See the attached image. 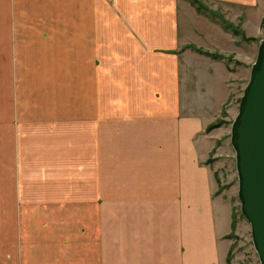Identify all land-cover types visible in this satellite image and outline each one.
Instances as JSON below:
<instances>
[{
  "label": "crops",
  "instance_id": "obj_1",
  "mask_svg": "<svg viewBox=\"0 0 264 264\" xmlns=\"http://www.w3.org/2000/svg\"><path fill=\"white\" fill-rule=\"evenodd\" d=\"M197 1L0 0V264H227L235 70L193 47L247 63L264 0Z\"/></svg>",
  "mask_w": 264,
  "mask_h": 264
},
{
  "label": "water",
  "instance_id": "obj_2",
  "mask_svg": "<svg viewBox=\"0 0 264 264\" xmlns=\"http://www.w3.org/2000/svg\"><path fill=\"white\" fill-rule=\"evenodd\" d=\"M241 212L251 225L252 239L264 264V38L232 124Z\"/></svg>",
  "mask_w": 264,
  "mask_h": 264
},
{
  "label": "rangeland",
  "instance_id": "obj_3",
  "mask_svg": "<svg viewBox=\"0 0 264 264\" xmlns=\"http://www.w3.org/2000/svg\"><path fill=\"white\" fill-rule=\"evenodd\" d=\"M249 33L251 34L254 32L249 31ZM263 38L264 33L259 40L253 43L244 42L243 48L246 51L245 54H247L245 58L247 59V63L238 65L232 60L230 62L226 61L227 65L233 67L235 70V75L232 77V82L235 83V85H233L232 91L234 95L236 94L237 98L232 97L233 101L230 106H228V113H226V116L222 117L226 122L220 119L225 122V125L220 127L222 130L215 135L216 137H214L213 140L215 141L221 138V147H219V149L215 151L216 153H213V156L208 160L213 170L214 187L217 189L218 194H220V196L222 195L224 200L231 204L234 211V219L236 220L234 234L228 238L232 250L227 264H261L253 245L251 225L241 212V204L238 197L239 180L236 168V153L231 145V130L232 124L239 114L240 101L250 82L251 70L257 60V51ZM214 155L218 157H214ZM115 165L122 166V158H115Z\"/></svg>",
  "mask_w": 264,
  "mask_h": 264
},
{
  "label": "trees",
  "instance_id": "obj_4",
  "mask_svg": "<svg viewBox=\"0 0 264 264\" xmlns=\"http://www.w3.org/2000/svg\"><path fill=\"white\" fill-rule=\"evenodd\" d=\"M191 2H192V4L198 9V11H200V12H204L205 11V9L203 8V6L200 4V2L199 1H197V0H191ZM223 21V20H222ZM225 24H226V27H227V29H229V30H231L232 32H233V34L234 35H236V36H242L243 38H245V35H244V32L241 30V29H238V28H234L232 25H230V24H228V23H226L225 21H223ZM262 28L264 29V18H263V21H262ZM247 41H252L253 39H246ZM195 50H197L198 52H200V53H202V54H205V55H208V56H210L211 58H213V59H215V60H226V61H231L232 59H233V57L232 56H230V57H225L224 55H219V54H212V53H209V52H204L203 50H201V49H198V48H195V47H193ZM236 64H238V65H240L241 63H239V62H235ZM229 67V66H228ZM226 110L224 109L223 110V112H222V115L223 116H226ZM223 120V119H222ZM222 120H220V122H219V120L215 123V124H212V125H210L209 127H208V131H212V130H214V129H216V128H220L222 125H225V122H226V120H223V121H225V122H223ZM236 220L234 219V214H233V221H232V229H233V231H232V233H231V235L232 234H234V231H235V228H236V222H235ZM230 235V236H231ZM229 236V237H230ZM228 260H229V258H228ZM227 260V261H228Z\"/></svg>",
  "mask_w": 264,
  "mask_h": 264
}]
</instances>
